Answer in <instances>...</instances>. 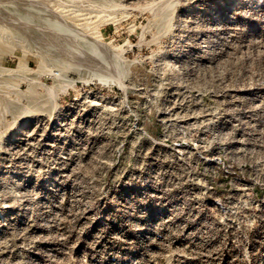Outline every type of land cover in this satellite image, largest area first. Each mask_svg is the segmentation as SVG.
<instances>
[{"label":"rangeland","instance_id":"obj_1","mask_svg":"<svg viewBox=\"0 0 264 264\" xmlns=\"http://www.w3.org/2000/svg\"><path fill=\"white\" fill-rule=\"evenodd\" d=\"M0 264H264V0H0Z\"/></svg>","mask_w":264,"mask_h":264}]
</instances>
